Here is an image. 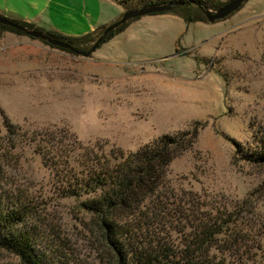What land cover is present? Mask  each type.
I'll list each match as a JSON object with an SVG mask.
<instances>
[{
    "label": "rangeland",
    "instance_id": "obj_1",
    "mask_svg": "<svg viewBox=\"0 0 264 264\" xmlns=\"http://www.w3.org/2000/svg\"><path fill=\"white\" fill-rule=\"evenodd\" d=\"M149 1L0 0V12L65 37L92 31L81 47L87 53L134 2ZM203 1L216 5L206 9L214 12L230 0ZM195 6L193 16H203ZM102 40L84 56L24 34H0V127L6 119L34 138L17 140L19 161L8 175L45 204L77 264H103L99 240L86 232L76 201L60 197L35 147L80 145L109 157L194 131L167 166L161 188L196 208L200 220L231 215L225 264H264V162L249 159L264 151V0H245L212 22H188L171 10L146 14ZM0 264L18 260L0 250Z\"/></svg>",
    "mask_w": 264,
    "mask_h": 264
},
{
    "label": "trees",
    "instance_id": "obj_2",
    "mask_svg": "<svg viewBox=\"0 0 264 264\" xmlns=\"http://www.w3.org/2000/svg\"><path fill=\"white\" fill-rule=\"evenodd\" d=\"M194 3L202 13L217 7L203 0H151L134 2L137 6L128 10L174 4L171 12L186 21H204V14L193 16L191 4ZM12 21L55 40L71 42L72 50L58 48L68 53H86L81 47L92 34L91 31L80 37H65ZM124 25L113 31H119ZM0 30L24 34L1 24ZM114 32L107 33L102 42ZM186 136L194 138L195 132L162 136L135 152L123 154L117 150L109 157L80 145L67 151L58 144L50 146L49 142L35 147L40 163L56 177L60 197L76 201L75 210L84 216L81 222L86 232L99 240L98 255L103 264H225L231 257L234 223L230 214L200 220L196 218V208L187 202L181 205L173 192L161 188L166 168L178 156ZM18 139L22 144L34 143V138L20 134L16 126L3 119L0 250L15 257L18 264H77L75 260H79L73 257L68 240L45 214V204L35 201L15 175H8V170L15 168L19 161L15 152ZM78 150V157L70 160ZM249 159L264 162V151L259 158Z\"/></svg>",
    "mask_w": 264,
    "mask_h": 264
},
{
    "label": "water",
    "instance_id": "obj_3",
    "mask_svg": "<svg viewBox=\"0 0 264 264\" xmlns=\"http://www.w3.org/2000/svg\"><path fill=\"white\" fill-rule=\"evenodd\" d=\"M245 0H230L218 9H216L214 12H211L209 10H203V14L205 19L208 22L216 21V20H221L238 10L242 3ZM174 4H165V5H160V6H149V7H143L137 10H128L122 13L121 18L105 28L103 31V34L100 38L95 41L93 46L90 48V50L83 54L84 56H87L90 54V52L94 51L95 48L98 46L99 42L103 39V35L108 33L109 31H112L113 29L117 28L118 26L126 23L128 20L140 17L142 15L146 14H154V13H163L169 11ZM0 24L3 26H7L9 28H12L13 30H18L20 32H23L26 36L34 38V39H39L42 41L47 42L50 46L57 47L60 49H65V50H72V47L69 43L63 42V41H58L55 40L49 36L44 35L42 32L35 31V30H29L24 26H21L20 24H17L11 20H8L6 18L0 17Z\"/></svg>",
    "mask_w": 264,
    "mask_h": 264
},
{
    "label": "crops",
    "instance_id": "obj_4",
    "mask_svg": "<svg viewBox=\"0 0 264 264\" xmlns=\"http://www.w3.org/2000/svg\"><path fill=\"white\" fill-rule=\"evenodd\" d=\"M0 17H3V18H6L8 20H14V21H18V22H22V23H27V24H31L33 26V28H39L41 29V25H37L35 23V21H32V20H29V19H25V17L20 16V14L18 13H10L9 15H3L1 12H0ZM1 36H4L6 34V32H0Z\"/></svg>",
    "mask_w": 264,
    "mask_h": 264
},
{
    "label": "flooded vegetation",
    "instance_id": "obj_5",
    "mask_svg": "<svg viewBox=\"0 0 264 264\" xmlns=\"http://www.w3.org/2000/svg\"><path fill=\"white\" fill-rule=\"evenodd\" d=\"M102 34H103V33H102ZM106 34H107V33H106ZM106 34H104L103 37H104Z\"/></svg>",
    "mask_w": 264,
    "mask_h": 264
}]
</instances>
